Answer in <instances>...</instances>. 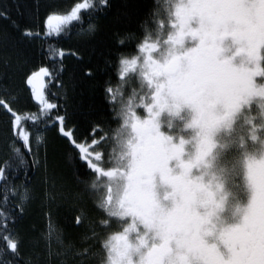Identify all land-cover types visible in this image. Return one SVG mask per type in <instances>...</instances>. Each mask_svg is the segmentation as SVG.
<instances>
[{
	"label": "snow or ice",
	"instance_id": "obj_1",
	"mask_svg": "<svg viewBox=\"0 0 264 264\" xmlns=\"http://www.w3.org/2000/svg\"><path fill=\"white\" fill-rule=\"evenodd\" d=\"M109 6L77 0L53 8L43 31L25 27L22 35L58 37L85 15L81 32L91 35L92 14ZM0 18L18 27L7 10ZM153 22L154 30L145 22L136 54L118 55L115 87L105 82L114 129L96 122L81 134L58 102L61 91L52 88L65 89L64 59L79 55L73 49L49 44L51 65L23 73L34 110L18 106L22 92L0 89V264L53 257L57 264H264V0H157ZM50 126L90 178L81 183L96 218L79 244L65 246L48 211L43 256L21 257L16 222L37 198L29 173L43 170L42 195L55 198ZM77 211L79 226L88 210Z\"/></svg>",
	"mask_w": 264,
	"mask_h": 264
},
{
	"label": "trees",
	"instance_id": "obj_2",
	"mask_svg": "<svg viewBox=\"0 0 264 264\" xmlns=\"http://www.w3.org/2000/svg\"><path fill=\"white\" fill-rule=\"evenodd\" d=\"M76 2L77 0H0V10H7L18 25L13 27L9 20L0 18V89L22 92L18 106L34 110L27 99L23 73L42 65H51L47 53L49 44L73 49L79 55L64 59L62 79L65 89L58 90L55 86L52 88L54 92L61 91L58 102L67 108L71 121L81 134H87L89 126L96 122H100L102 127L114 129L118 126V121L107 101L105 82L111 79L113 87L118 83L114 62L120 53L136 54V44L145 36V22L150 30L155 29L153 13L157 0H109V7L92 14L91 22L98 24V30L91 35L81 32V28H87L90 22L87 15L82 24L74 21L70 30L58 37L32 40L22 35L25 27L43 31L44 20L53 8L65 11ZM128 34H132L133 38L125 40L121 45L120 38ZM5 35L6 42L3 39ZM86 69H92L93 74L87 75ZM4 119L0 115V132L6 127ZM45 135L48 141L47 175L56 180V187L52 189L55 198L46 200L42 195L41 181L45 176L43 170L30 172L32 184L37 189V198L16 222V228L23 238L21 257L33 254L34 251L43 256L45 241L40 234L47 229L48 211H51L57 233L65 246L69 242L79 244L81 235L89 231V220L96 218L92 200L81 183L82 180L90 179L85 174L83 165L69 157L70 149L55 127L50 126ZM22 179L21 171L14 183L19 184ZM81 207L88 210V216L83 224L77 226L75 216ZM34 239L38 243L34 244ZM62 247L54 234L52 248L60 250ZM18 264H24L23 259H19ZM52 264H57L56 257H53Z\"/></svg>",
	"mask_w": 264,
	"mask_h": 264
},
{
	"label": "flooded vegetation",
	"instance_id": "obj_3",
	"mask_svg": "<svg viewBox=\"0 0 264 264\" xmlns=\"http://www.w3.org/2000/svg\"><path fill=\"white\" fill-rule=\"evenodd\" d=\"M138 85H136V84H132V85H130V88L131 87H137Z\"/></svg>",
	"mask_w": 264,
	"mask_h": 264
}]
</instances>
